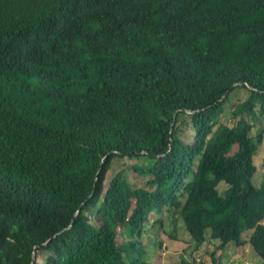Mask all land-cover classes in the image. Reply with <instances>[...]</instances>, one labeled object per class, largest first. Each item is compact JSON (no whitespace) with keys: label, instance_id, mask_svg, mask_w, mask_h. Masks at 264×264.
Returning <instances> with one entry per match:
<instances>
[{"label":"trees","instance_id":"trees-1","mask_svg":"<svg viewBox=\"0 0 264 264\" xmlns=\"http://www.w3.org/2000/svg\"><path fill=\"white\" fill-rule=\"evenodd\" d=\"M259 117L264 0H0V264H151L163 210L264 264Z\"/></svg>","mask_w":264,"mask_h":264},{"label":"rangeland","instance_id":"rangeland-1","mask_svg":"<svg viewBox=\"0 0 264 264\" xmlns=\"http://www.w3.org/2000/svg\"><path fill=\"white\" fill-rule=\"evenodd\" d=\"M248 92L245 89L237 90L230 100L226 104V110L223 114V120L226 121L229 125H232L231 121V109L232 105L237 103L238 101H243L247 98ZM187 117L184 116L183 120H181V126L186 131V137L190 140L191 135L193 134V129L187 123ZM264 128V118L259 117L257 123L253 129V134L256 133L258 128ZM237 147H234V151ZM148 159L145 157L135 158L131 160H120L114 159L112 163V168L107 174V182L112 178V175L125 168V176L128 181L135 186H141L144 183V179L139 178V176H135L132 170L127 168L128 165L133 164H142L147 163ZM254 163L257 166V172L253 178V183L255 186H260L262 177L264 175V167H263V153L262 149L258 152V154L254 158ZM226 188V185L222 183L219 187L220 192ZM173 213L163 210V211H155L152 215V222L146 226L143 234L138 238V240L145 245L146 255L144 256V260H147L151 264H180L182 260H188L189 262L194 259L198 264H209L212 261V251L215 249L216 242L214 240L208 239L200 248L196 249L189 233L186 231L185 226L181 218ZM176 217V229H174L173 219ZM178 217V218H177ZM160 219L161 223L156 222L153 223V220ZM250 235V232L245 233L243 235L244 239H247ZM137 239V236H135ZM129 238L126 236L123 240H128ZM190 240V241H189ZM232 247V251L228 250L223 255V263L225 264H234L237 259V264H258L261 259L256 254L251 244L247 242L243 247H239L238 250L234 251L235 245L234 243L229 244ZM238 251V252H236ZM236 252V253H235ZM234 253V254H233ZM236 255L235 260L233 257ZM227 256L231 257L230 260ZM227 258V260H226ZM234 262V263H233ZM247 262V263H246Z\"/></svg>","mask_w":264,"mask_h":264},{"label":"crops","instance_id":"crops-1","mask_svg":"<svg viewBox=\"0 0 264 264\" xmlns=\"http://www.w3.org/2000/svg\"><path fill=\"white\" fill-rule=\"evenodd\" d=\"M151 220H152V219H151ZM151 220H150V221H151ZM153 221H154V220H153ZM151 222H152V221H151ZM183 224H184V223H183ZM190 240H191V239H190ZM190 240H189V241H190ZM215 244L218 245V242H216ZM238 248H239V247H235V248H234V251H235L236 249L238 250ZM228 250H230L231 252H233V251H232V247H230V245H228V246L226 247V249H225L224 252H227ZM236 252H238V251H236ZM236 252H235V253H236ZM233 254H234V253H233ZM233 256H234V255H233ZM235 257H236V255L233 257V260H235ZM227 258L230 260L231 257L227 256ZM227 258H226V260H227ZM146 261H147V260H146ZM187 261H188V260H187ZM233 263H234V262H233ZM246 263H247V262H246ZM259 263H260V262H259ZM209 264H210V263H209ZM225 264H226V263H225ZM234 264H237V259L235 260V263H234Z\"/></svg>","mask_w":264,"mask_h":264},{"label":"water","instance_id":"water-1","mask_svg":"<svg viewBox=\"0 0 264 264\" xmlns=\"http://www.w3.org/2000/svg\"><path fill=\"white\" fill-rule=\"evenodd\" d=\"M173 126V125H172Z\"/></svg>","mask_w":264,"mask_h":264}]
</instances>
